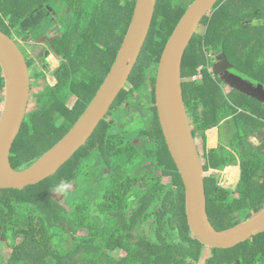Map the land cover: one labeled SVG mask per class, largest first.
<instances>
[{"label":"trees","instance_id":"16d2710c","mask_svg":"<svg viewBox=\"0 0 264 264\" xmlns=\"http://www.w3.org/2000/svg\"><path fill=\"white\" fill-rule=\"evenodd\" d=\"M196 1L158 0L149 38L127 85L86 145L57 173L24 189L0 188V244L7 248L0 264H264V234L226 250L193 237L184 184L160 124L155 98L160 59ZM136 4L0 0V30L13 40L38 41L57 27L61 33L46 51L61 58L56 83L34 91L37 106L28 111L12 148L14 169L30 168L81 119L113 68ZM253 18L258 20L242 26ZM202 25L205 34L194 37L184 56L183 96L193 138L203 140L204 171L219 174L205 181L209 219L217 231H227L264 210V142H256L264 120L240 112L246 97L226 94L222 81L207 70L203 81L186 79L207 65V52L218 51L238 74L255 67L261 77L247 78L261 81L264 0H221ZM27 62L30 69L36 65L33 59ZM33 76L36 86L40 75ZM5 93L0 65V96ZM68 95L77 97L72 108L63 103ZM215 129L219 145L210 150L207 136ZM236 167V189L220 188L224 171ZM164 178L171 179L168 186ZM57 192L64 204L54 198Z\"/></svg>","mask_w":264,"mask_h":264},{"label":"water","instance_id":"95a60500","mask_svg":"<svg viewBox=\"0 0 264 264\" xmlns=\"http://www.w3.org/2000/svg\"><path fill=\"white\" fill-rule=\"evenodd\" d=\"M221 0H197L186 12L168 41L160 59L155 98L160 124L171 157L182 178L187 218L195 239L212 249H232L264 234V210L253 219L227 231H217L208 210L205 181L213 176L204 171V161L196 147L191 121L183 96L182 66L186 50L202 22ZM158 0H137L129 32L108 77L73 129L30 168L17 171L11 152L18 138L31 99V73L18 43L0 30V65L6 77L7 104L0 118V188L24 189L37 185L57 173L86 145L95 130L127 85L149 38ZM11 68L12 92L9 94L7 68ZM228 84L249 97L260 100L254 89L236 76ZM203 159V156H202Z\"/></svg>","mask_w":264,"mask_h":264},{"label":"rangeland","instance_id":"374dc122","mask_svg":"<svg viewBox=\"0 0 264 264\" xmlns=\"http://www.w3.org/2000/svg\"><path fill=\"white\" fill-rule=\"evenodd\" d=\"M58 29H59L58 27H57V29H55V28L52 29L51 32L47 35L46 40L35 42V43L33 42L30 44H27V43L21 42L19 36H17L18 38L17 37L14 38L15 41L19 42V45L21 46V48L36 63V66L33 67V72H35V73L38 72L41 74L40 79H39L38 84H37L38 87H36V88H39L40 90L45 89L46 87H48L47 85H49V84H55L56 83L54 73H55L56 69L59 68L61 65V58L59 56L54 57L53 55L48 56L46 54V51H47V49H50L51 42L54 41L56 39V37H59L61 35V33H59L60 31ZM205 30L206 29L204 27H202L199 30V34L200 35L205 34ZM29 42H31V41H29ZM45 61L47 62L48 67L45 66L46 65ZM256 70L257 69L254 67V68H251L250 70L245 71V76L246 77L252 76V77H254V79L261 77L259 72ZM4 83L7 85L5 75H4ZM259 83H264V77L261 79V81ZM230 87H231L230 84H229V86L228 85L226 86L227 93L229 91H231L232 88H230ZM31 97L33 99V95ZM76 101H77L76 96L68 95L64 98L63 103L66 106H68L69 108H72L75 106ZM6 104H7V93L0 96V110L2 111V113L4 111ZM36 104L37 103L33 100L32 104L29 105L28 110L36 108V106H37ZM126 107H127V104H124L121 108V112L123 110H126ZM1 117H2V114H0V118ZM191 126H192L191 128L193 130V125H191ZM215 132H209L208 136H207V138H208L207 148L210 150H211V148L214 149V148H217V146H218V145H216V143L213 144V142L216 141L215 140L216 137L213 138ZM194 141H195L196 147L200 153L201 160L204 161L202 159V156H203V140H202V138H196V139H194ZM208 174H212L213 176L214 175L218 176L217 172L214 173L213 171H212V173H208ZM238 174H239V170H238ZM159 176H161V173L159 174ZM234 177H235V175H234L232 169H230L229 171H226L224 173V178H221L220 180L224 179V182H223L224 184H235V182H237V179H236V177L235 178ZM170 182H171L170 178H164L162 181V184L164 186H168ZM72 188L70 186L67 187V189H72ZM54 198L57 201H59L60 203L64 204V197L61 193L57 192L54 195ZM19 241H22V239H20ZM6 253H7V248L3 244H0V256H2L4 258V260H6ZM115 256L124 257L125 253L124 252H117L115 254ZM1 261H2V259H1Z\"/></svg>","mask_w":264,"mask_h":264},{"label":"flooded vegetation","instance_id":"af4514ba","mask_svg":"<svg viewBox=\"0 0 264 264\" xmlns=\"http://www.w3.org/2000/svg\"><path fill=\"white\" fill-rule=\"evenodd\" d=\"M260 3L261 2H259V6H260ZM218 5V4H217ZM215 9V8H214ZM214 9H212V10H214ZM212 12V11H211ZM211 12L209 13V15L211 14ZM209 15H208V17H209ZM258 19L257 18H253V19H251L250 21H245L243 24H242V26H245L246 24H248V22L249 23H251L252 21L253 22H256ZM203 23V22H202ZM202 27H204L205 28V26H203L202 24H201V26L199 27V29H198V31H197V34L196 35H200L199 34V30L202 28ZM206 29V28H205ZM205 32H206V30H205ZM49 34V33H48ZM47 34V35H48ZM47 35L45 36V37H43L42 39H39L38 41H31V42H26V41H22V38L21 37H19L20 38V40H21V42H24V43H27V44H30V43H35V42H39V41H43V40H46L47 39ZM195 35V36H196ZM204 35V34H203ZM203 35H200V36H203ZM17 37V36H16ZM18 38V37H17ZM57 38V37H56ZM17 42V41H16ZM53 42V41H52ZM51 42V43H52ZM18 43V45H19V42H17ZM20 46V45H19ZM20 48H21V46H20ZM50 48H51V44H50ZM22 49V48H21ZM47 50H50V49H47ZM22 51H23V53L25 54V57H26V59L28 58V59H31L30 57H29V55L22 49ZM48 56H51V55H53L54 57L55 56H57V54L54 52V51H50L49 52V54H47ZM208 60H207V65L205 66V65H203V66H200L199 68H198V70H197V73L195 74V75H193L192 77H190V78H188V79H186V81H191V82H196V81H203L204 80V77H205V70H207L208 72H209V74H213L214 76H216V77H218L221 81H222V86H223V88H224V90H225V93L226 94H231V93H233V92H237L238 94H241L243 97H246V98H248V99H246V98H244L243 99V101L241 100L240 102H247V100H249V99H252V101L255 103V104H251L252 103V101L251 100H249V102H251V103H249V102H247L248 104H250L251 105V107H247L246 106V104H245V102L244 103H241L242 104V107H240V112H242V113H245V114H247V115H254V116H256V117H258V116H261L262 115V117H261V121H263L264 119H263V114H262V107L261 106H264V103H262L261 101H258V100H256L255 98H252V97H249V96H247V95H244L243 93H241L240 92V90H237V89H235L233 86H231L230 88H232L231 89V91H229L228 93H227V91H226V86L228 85L229 86V84H228V80H230V79H232V78H234V77H232V76H236V77H238V78H241L242 80H243V82H244V84L246 85V87H248V88H251V89H254V91L256 92V94H258V95H260L261 96V98H264V83H257V82H255L254 81V79H253V81L251 80V79H248L247 77H245V75L244 74H238V72H236L235 71V68L233 67V64H232V62L230 61V58L228 57V56H226L225 55V53L224 52H216V51H210V52H208ZM46 62V61H45ZM36 66V65H35ZM34 66V67H35ZM46 67H48V64H47V62H46V65H45ZM29 69H30V67H29ZM58 72V69H56V71H55V73H54V76H55V74ZM30 73H31V96L33 95V99H32V97H31V99H30V103H29V105L30 104H32V102H33V100H34V91H35V89H39V88H36V87H38L37 86V84H38V81L36 82V86H35V77L33 76V78H32V74L34 75V74H37V75H41L40 73H35V72H33V68L32 69H30ZM40 79V78H39ZM55 80H56V77H55ZM98 93V92H97ZM96 96V95H95ZM95 96H94V98H95ZM93 98V99H94ZM93 101V100H92ZM77 102V101H76ZM91 104V103H90ZM252 107H254V108H252ZM29 111V110H28ZM254 111V112H253ZM96 131V130H95ZM95 133V132H94ZM93 136V135H92ZM91 136V137H92ZM264 131H263V135H259L258 137H257V140H256V142L257 141H263L264 142ZM217 145H219V132H218V143H217ZM218 147V146H217ZM216 149V148H215ZM215 149H212V150H215ZM204 165H205V162H204ZM236 168H238L239 169V167H236ZM230 169H232V168H229V169H226L225 171H224V173L226 172V171H229ZM239 171H240V169H239ZM214 173H215V171H213ZM209 173H212V171L210 170V172ZM217 175H219L218 173H217ZM215 176V175H214ZM211 177H213V176H211ZM223 177H224V174H223ZM239 177H240V174H238L237 176H236V179H237V182H235V184H224L223 182V180L224 179H222L221 180V182L219 181L218 182V186L220 187V188H223V189H226V190H235L236 189V187H237V184H238V180H239ZM229 185V186H228Z\"/></svg>","mask_w":264,"mask_h":264},{"label":"bare ground","instance_id":"6f19581e","mask_svg":"<svg viewBox=\"0 0 264 264\" xmlns=\"http://www.w3.org/2000/svg\"><path fill=\"white\" fill-rule=\"evenodd\" d=\"M2 56V58H3V61L5 62V66H6V68H7V73H8V80H9V94H10V96H11V92H12V75H11V68L10 67H8L9 65H8V62H7V59H6V57L5 56H3V55H1ZM233 171V173H234V175L236 176V172H237V170H235V169H233L232 170ZM235 178V177H234Z\"/></svg>","mask_w":264,"mask_h":264},{"label":"crops","instance_id":"0c3cea01","mask_svg":"<svg viewBox=\"0 0 264 264\" xmlns=\"http://www.w3.org/2000/svg\"><path fill=\"white\" fill-rule=\"evenodd\" d=\"M255 94H256V93H255ZM256 95H258V94H256ZM259 96H260V95H259ZM260 98H261V96H260ZM258 101H260V100H258ZM261 102L264 103V98H261ZM215 131H216V132H215ZM211 132H215L213 138L216 137V139H215L216 141H214L213 144L216 143V145H217V143H218V130L215 129V130H213V131H211ZM212 149H213V148H211V150H212ZM214 149H215V148H214ZM234 169L237 170V172H236V176H237V175H238V170H239V169H238V168H234ZM232 170H233V169H232ZM239 174H240V171H239ZM236 176H235V177H236Z\"/></svg>","mask_w":264,"mask_h":264},{"label":"clouds","instance_id":"9594fccd","mask_svg":"<svg viewBox=\"0 0 264 264\" xmlns=\"http://www.w3.org/2000/svg\"><path fill=\"white\" fill-rule=\"evenodd\" d=\"M207 57H208V52H207ZM233 169V168H232Z\"/></svg>","mask_w":264,"mask_h":264}]
</instances>
